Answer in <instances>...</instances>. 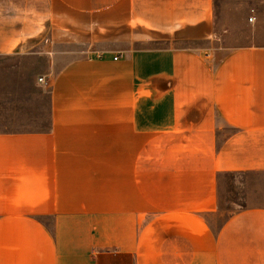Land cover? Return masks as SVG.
Wrapping results in <instances>:
<instances>
[{"label":"crops","instance_id":"1","mask_svg":"<svg viewBox=\"0 0 264 264\" xmlns=\"http://www.w3.org/2000/svg\"><path fill=\"white\" fill-rule=\"evenodd\" d=\"M213 6L0 0V57L49 82L48 123L0 126V264H264V205L217 221L219 176L264 173V44L176 45L213 37Z\"/></svg>","mask_w":264,"mask_h":264},{"label":"rangeland","instance_id":"2","mask_svg":"<svg viewBox=\"0 0 264 264\" xmlns=\"http://www.w3.org/2000/svg\"><path fill=\"white\" fill-rule=\"evenodd\" d=\"M213 7V37L208 41L177 42L178 47H202L215 56H222L235 47L264 44V0H214ZM251 16L255 18L252 22L249 20ZM58 29L59 32L62 31L61 27ZM96 29L100 35L104 34L102 27ZM166 44L145 41L139 45L146 49L163 47ZM49 47L50 43L46 38L41 49ZM96 47L101 49L104 45ZM111 47L118 50L116 44ZM87 50L89 47L85 43L73 42L71 36H66L64 43L55 47L56 52L67 57L81 56ZM46 67L47 62L34 55L0 57V126L39 127L48 123L49 90L45 88L48 84L41 85L36 81V78L43 75ZM150 137L149 134L145 139ZM117 182L123 184L122 180ZM218 184L220 206L224 210L223 215L217 219L218 222L228 215V210L247 205H264L263 172L249 175L221 174ZM35 216L48 225L52 224L51 217L40 214ZM146 218L147 214L144 216Z\"/></svg>","mask_w":264,"mask_h":264},{"label":"built area","instance_id":"3","mask_svg":"<svg viewBox=\"0 0 264 264\" xmlns=\"http://www.w3.org/2000/svg\"><path fill=\"white\" fill-rule=\"evenodd\" d=\"M255 18L253 16L250 17V21L252 22ZM118 56L115 57V59H117ZM40 80L42 81V78H40ZM45 84H48L49 82L48 81H44Z\"/></svg>","mask_w":264,"mask_h":264}]
</instances>
